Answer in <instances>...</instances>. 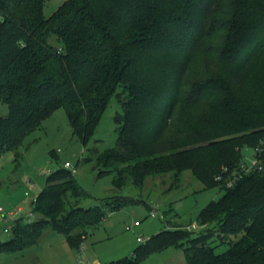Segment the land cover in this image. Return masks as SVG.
<instances>
[{
  "label": "trees",
  "instance_id": "16d2710c",
  "mask_svg": "<svg viewBox=\"0 0 264 264\" xmlns=\"http://www.w3.org/2000/svg\"><path fill=\"white\" fill-rule=\"evenodd\" d=\"M43 2L0 0V157L61 106L116 189L189 170L224 190L200 211V233L173 223L104 264H138L167 245L182 247L186 264H264V0H64L48 17ZM113 99L116 138L99 149L89 143ZM243 145L258 163L226 186ZM71 174L46 175L30 203L39 217L13 220L0 250L47 227L78 249L105 209L125 201L83 207ZM215 234L225 251H214Z\"/></svg>",
  "mask_w": 264,
  "mask_h": 264
},
{
  "label": "rangeland",
  "instance_id": "374dc122",
  "mask_svg": "<svg viewBox=\"0 0 264 264\" xmlns=\"http://www.w3.org/2000/svg\"><path fill=\"white\" fill-rule=\"evenodd\" d=\"M63 1L44 0L43 15L50 16ZM51 42L62 47L55 37ZM116 110H120V105L113 99L95 129L91 146L102 149L114 143ZM7 112V104L0 103V115ZM241 153L243 164L256 159L250 146L243 145ZM93 155L74 133L65 109L60 106L28 133L15 151H7L0 157V205L3 214L14 212L11 218L0 212V242L10 237L11 231L4 228L13 220L20 218L29 222L39 217L35 211L28 216L32 209L30 203L44 187L46 175L64 168L66 160L76 168L71 175L87 193L80 200L81 206L125 200L117 208L105 209V217L91 227L78 249L66 243L63 233L47 227L35 242L21 249L0 250V264H104L134 256L139 244L166 227L173 228V223L184 227L195 222L201 227L192 233L203 231L200 211L224 193L217 185L203 186L189 170L182 171L178 178L170 173L151 174L145 177L142 186L128 181L123 188L116 189L112 184L113 173L98 166ZM154 206L162 211L164 219L150 215ZM135 220L139 224L133 226ZM127 226L131 228L126 229ZM137 236L143 241H137ZM210 244L218 253L228 247V243L221 242L216 234ZM138 264H186V259L182 247L167 245L150 252Z\"/></svg>",
  "mask_w": 264,
  "mask_h": 264
},
{
  "label": "built area",
  "instance_id": "2783aa9c",
  "mask_svg": "<svg viewBox=\"0 0 264 264\" xmlns=\"http://www.w3.org/2000/svg\"><path fill=\"white\" fill-rule=\"evenodd\" d=\"M257 163H258V160L257 159H253L250 164L241 165V169L237 170L238 172L233 173V174H231V175H229L228 177L225 178L226 186H231L236 181V179L239 178L242 175L243 172L245 173V172H248V171L252 170L257 165ZM64 166L66 168L70 169L72 173H74L76 171V168L74 166H72V164L68 160L64 161ZM259 167L260 166H258V168ZM216 179H218V180L221 179V176L220 175L217 176ZM17 210L21 211V207H18ZM0 212L3 214V208H2L1 205H0ZM3 215H4V217L11 218L14 215V212L10 211V212H7V214H3ZM30 215H31V212H29L28 216H30ZM150 215L158 216V217H160L162 219L164 218V215H163L162 211L159 210V208L157 206H154L153 208H151ZM138 224H139V222L137 220H135L134 223H133V226H136ZM198 227H201V226H199L197 223L193 222V223L188 224V225H186V226H184L182 228H184V229H186L188 231H193V230H197ZM130 228H131L130 226L126 227V229H130ZM4 230L8 232L10 230V225L5 227ZM136 239L139 242L143 241V238L139 237V236H137Z\"/></svg>",
  "mask_w": 264,
  "mask_h": 264
},
{
  "label": "crops",
  "instance_id": "0c3cea01",
  "mask_svg": "<svg viewBox=\"0 0 264 264\" xmlns=\"http://www.w3.org/2000/svg\"><path fill=\"white\" fill-rule=\"evenodd\" d=\"M95 264H99V263H95Z\"/></svg>",
  "mask_w": 264,
  "mask_h": 264
}]
</instances>
